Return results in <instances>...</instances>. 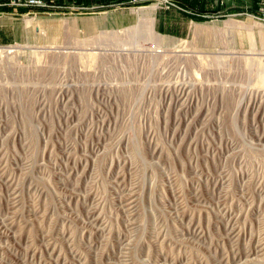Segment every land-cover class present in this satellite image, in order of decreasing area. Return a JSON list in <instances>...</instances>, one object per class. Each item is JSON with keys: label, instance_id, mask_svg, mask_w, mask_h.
Instances as JSON below:
<instances>
[{"label": "rangeland", "instance_id": "1", "mask_svg": "<svg viewBox=\"0 0 264 264\" xmlns=\"http://www.w3.org/2000/svg\"><path fill=\"white\" fill-rule=\"evenodd\" d=\"M190 2L0 8V264H264V0Z\"/></svg>", "mask_w": 264, "mask_h": 264}, {"label": "built area", "instance_id": "2", "mask_svg": "<svg viewBox=\"0 0 264 264\" xmlns=\"http://www.w3.org/2000/svg\"><path fill=\"white\" fill-rule=\"evenodd\" d=\"M86 0H0V8L15 7L19 9H28L32 12H78L85 10L88 14L96 13L106 7L104 4H95L85 6ZM111 6H114L111 4Z\"/></svg>", "mask_w": 264, "mask_h": 264}, {"label": "crops", "instance_id": "3", "mask_svg": "<svg viewBox=\"0 0 264 264\" xmlns=\"http://www.w3.org/2000/svg\"><path fill=\"white\" fill-rule=\"evenodd\" d=\"M121 1H123V0H90V4H97V2H101V4H108V5H111V4H114V3H119V2H121ZM141 2H150V0H140ZM185 1H188V0H185ZM179 2H182V0H179ZM180 5L181 6H183V4H181L180 3ZM187 8V7H186ZM182 11V12H181ZM174 12H177V13H180L181 15H185L187 12H186V10H182L181 8H180V12L179 11H177V10H174ZM110 13V15H112V18H110V19H112V21H116L117 20V17H119V14L118 13H120L118 10H113V11H110L109 12ZM164 13H166V12H164ZM0 14H1V12H0ZM166 15V14H165ZM187 15V14H186ZM105 20H106V18H105ZM163 20L164 19H162L161 17H160V19L158 20L160 23H162L163 22ZM166 21L168 22V21H170V20H165L163 23H166ZM106 22V21H105ZM159 22H158V25H159ZM169 25L171 24V23H168ZM159 27V26H158Z\"/></svg>", "mask_w": 264, "mask_h": 264}, {"label": "bare ground", "instance_id": "4", "mask_svg": "<svg viewBox=\"0 0 264 264\" xmlns=\"http://www.w3.org/2000/svg\"><path fill=\"white\" fill-rule=\"evenodd\" d=\"M140 10H141V9H140ZM33 20H34V19H31V18L28 19V21H27L28 24H31V25H32V24H33ZM147 23H148V24H147V25H148V28H150L149 31H150L151 33H153V31H154L153 20H152V19H148V22H147ZM27 26H28V25H27ZM9 51H10V50H9ZM5 52H6V51H5ZM1 54H3V52L0 50V55H1ZM3 55H4V54H3Z\"/></svg>", "mask_w": 264, "mask_h": 264}, {"label": "trees", "instance_id": "5", "mask_svg": "<svg viewBox=\"0 0 264 264\" xmlns=\"http://www.w3.org/2000/svg\"><path fill=\"white\" fill-rule=\"evenodd\" d=\"M189 2H190V0H188ZM191 3V5L194 7L195 6V4H194V0H193V2L191 1L190 2Z\"/></svg>", "mask_w": 264, "mask_h": 264}]
</instances>
